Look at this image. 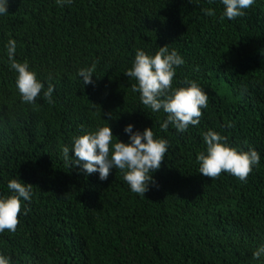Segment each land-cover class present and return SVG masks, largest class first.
Here are the masks:
<instances>
[{
	"label": "trees",
	"instance_id": "1",
	"mask_svg": "<svg viewBox=\"0 0 264 264\" xmlns=\"http://www.w3.org/2000/svg\"><path fill=\"white\" fill-rule=\"evenodd\" d=\"M244 11L229 21L219 0H9L0 16V196L16 177L33 195L16 230L0 233V254L11 264H264L252 256L264 245V0ZM9 39L45 85L33 104L15 87ZM165 45L184 59L172 86L195 81L209 98L185 132L161 131L166 114L142 105L124 76L137 49L152 55ZM93 65L94 85L82 86L78 69ZM104 120L122 142L127 124L167 140L144 196L119 169L100 181L64 160L62 148ZM208 130L259 153L245 182L199 174Z\"/></svg>",
	"mask_w": 264,
	"mask_h": 264
},
{
	"label": "clouds",
	"instance_id": "2",
	"mask_svg": "<svg viewBox=\"0 0 264 264\" xmlns=\"http://www.w3.org/2000/svg\"><path fill=\"white\" fill-rule=\"evenodd\" d=\"M71 3L72 0H56L58 6ZM219 3L223 6L220 19L231 21L243 16L244 10L250 8L255 0H219ZM8 7L9 0H0V16L8 15ZM202 12L207 16L215 14L212 9H202ZM5 48L10 70L16 73L15 87L21 102L33 104L45 85L30 70L27 61L18 62L14 58L15 40L9 39ZM183 64L182 56L175 49L170 50L169 45L158 47V51L152 55L137 49L131 67L124 73V76L135 80L132 91L139 93L142 105L152 112L163 111L166 114L159 124L161 131H166L171 125L177 132H185L189 125H198L201 109L208 105V94L197 82L185 80L184 87L172 86L176 68ZM94 67L78 69L77 78L82 86L94 85ZM53 92L54 85L48 83L43 96L51 102ZM104 115L112 119L111 113ZM106 124L74 136L71 143L61 150L64 160L68 167H77L85 175L98 174L100 181L107 180L112 169H119L130 191L144 196L150 185L155 184L153 174L164 160L167 140L154 138L152 128L140 131L134 130L133 124H127L123 128L127 142H122L113 136L110 126ZM203 142L205 149L196 160L199 174L204 177L212 179L225 172L245 182L252 169L260 163L261 157L256 150L249 147L247 151H242L230 147L226 138L216 131H206ZM7 189L11 194L0 196V233L16 230L21 203L30 201L33 195L32 185L21 182L17 177L7 182ZM252 256L256 260L264 257V245L257 247ZM0 264H11V258L0 254Z\"/></svg>",
	"mask_w": 264,
	"mask_h": 264
}]
</instances>
